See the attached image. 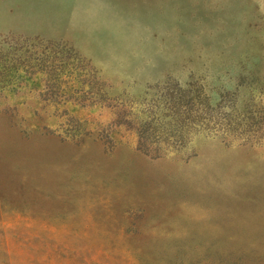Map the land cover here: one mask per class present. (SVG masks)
Listing matches in <instances>:
<instances>
[{
  "label": "rangeland",
  "instance_id": "374dc122",
  "mask_svg": "<svg viewBox=\"0 0 264 264\" xmlns=\"http://www.w3.org/2000/svg\"><path fill=\"white\" fill-rule=\"evenodd\" d=\"M0 264H264V0H0Z\"/></svg>",
  "mask_w": 264,
  "mask_h": 264
},
{
  "label": "trees",
  "instance_id": "16d2710c",
  "mask_svg": "<svg viewBox=\"0 0 264 264\" xmlns=\"http://www.w3.org/2000/svg\"><path fill=\"white\" fill-rule=\"evenodd\" d=\"M57 45L62 49H66L67 54L63 55L58 49H54ZM16 52H18L19 57H23L25 61L29 58H35L36 61H41L35 62V65L41 67L43 71L46 67H52L56 71L65 73V70L72 69L75 65L80 64L82 67L86 66V61L82 57L61 42L42 43L39 46L33 44L31 47L30 44L26 43L25 45H21L19 49H16ZM26 66H28V64L22 61H18L16 64V68L21 69L22 73Z\"/></svg>",
  "mask_w": 264,
  "mask_h": 264
}]
</instances>
